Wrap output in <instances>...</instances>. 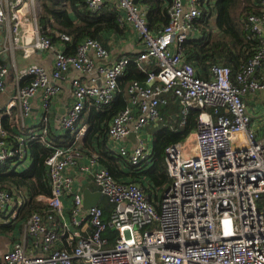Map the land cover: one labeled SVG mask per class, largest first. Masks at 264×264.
<instances>
[{
	"label": "built area",
	"instance_id": "obj_1",
	"mask_svg": "<svg viewBox=\"0 0 264 264\" xmlns=\"http://www.w3.org/2000/svg\"><path fill=\"white\" fill-rule=\"evenodd\" d=\"M255 1L264 9V0ZM208 2L170 0L168 23L153 32L145 9L135 0H87L93 11L116 7L120 22L138 34L141 44L135 61L143 65L146 79L129 85V103L114 115L107 132L115 144L109 151L122 158L129 172L151 167L154 151L145 139L132 148L125 140L162 120L160 105L168 95L180 101L181 124L190 112L198 114L187 144L183 140L166 148L173 179L167 189L148 192L145 180L118 181L100 165L97 154L81 166L112 203L106 217L99 204L84 207L83 191L75 188L70 169L79 164V143L89 129L79 126L85 107L103 108L114 101L131 58L120 54L111 60L112 51L94 38L82 40L68 54L43 35L40 0H0V166L28 170L33 163L30 141L44 142L50 149L46 167L51 187L49 195L37 197L43 208L29 215L25 191L0 188L1 223L24 226L22 238L0 254V264H264V114L255 116L248 102L256 93L264 98V82L255 75L264 61V46L235 80L222 64L211 66L210 78L201 77L185 61L182 44L196 34L195 20ZM247 21L264 42V10ZM39 50H55L50 70L31 61ZM72 70L78 73L71 78L72 102L59 128L75 140L53 144L51 103ZM8 82L13 91L3 101ZM39 93L42 113L30 125L31 99ZM5 117L14 129L4 126ZM65 197L71 199L68 211ZM108 229L113 237L106 234Z\"/></svg>",
	"mask_w": 264,
	"mask_h": 264
},
{
	"label": "trees",
	"instance_id": "obj_2",
	"mask_svg": "<svg viewBox=\"0 0 264 264\" xmlns=\"http://www.w3.org/2000/svg\"><path fill=\"white\" fill-rule=\"evenodd\" d=\"M170 0H141L146 12L149 28L153 32L160 31L169 21ZM39 24L43 35L50 37L56 45H63L68 54L76 52L78 45L86 38L98 39L105 48L110 50L109 35H123L128 27L119 20L120 12L116 7L104 5L101 10L93 11L87 0H40ZM207 8L200 18L195 20L196 34L182 44L183 57L191 63L197 73L208 79L210 68L222 64L231 69L233 80L236 74L248 65L251 59L263 48L264 42L260 34L253 31L247 18L251 14L260 15L263 8L255 0H209ZM61 34L71 37L64 41ZM131 64L127 72L119 78V92L114 101L103 108L88 104L83 115L88 111L89 129L84 137L85 147H93L94 138L100 145L99 163L106 167L118 181L145 180L147 191L167 189L173 179L168 173L165 159L169 145L185 140L198 125V114L190 112L186 123L181 124L180 101L168 95L166 104L160 105L162 120L149 126L153 128L154 159L147 170L133 169L129 173L122 168V158L108 151V128L116 113L129 103L128 87L133 81L144 82L146 73L143 65L135 61L136 53H127ZM256 77L264 82V61L255 70ZM222 114L224 107L218 108ZM16 115V111L13 112ZM82 115V117H83ZM7 129H14L9 117L3 118ZM75 137L69 132L61 136L51 134L53 144L70 145ZM84 148V147H83ZM29 149L33 155V163L26 171H8L0 166V188L23 190L28 195L25 215L41 210L43 203L37 199L41 194L49 195L51 187L46 167V158L50 149L46 143L32 140ZM99 205L107 217L112 203L104 197ZM7 226V225H6ZM10 228V226H8ZM12 227V226H11ZM107 235L113 237L114 231L108 229Z\"/></svg>",
	"mask_w": 264,
	"mask_h": 264
},
{
	"label": "crops",
	"instance_id": "obj_3",
	"mask_svg": "<svg viewBox=\"0 0 264 264\" xmlns=\"http://www.w3.org/2000/svg\"><path fill=\"white\" fill-rule=\"evenodd\" d=\"M170 3V1H169ZM138 4L142 7L143 3L141 0H139ZM110 39V50L112 51L113 56L111 57V60L116 57L117 55L120 54H127V53H136L140 48L141 44L139 42V37L138 34L131 28L127 29V31L123 34H110L109 35ZM3 43V30L2 27L0 26V46ZM61 48H64L63 45L60 46ZM55 59V50H39L37 53L32 57L31 61L36 62L39 64L44 65L46 68L49 70L53 67V62ZM78 75V73L74 70L71 71V74L68 78H66L62 82V90L60 94L55 97L51 103V128H52V135L54 134L55 136H61L65 133H63L62 129L59 128V120L61 116L65 113L66 107L72 102V95H71V78ZM13 91V87L10 82H8V87L5 93L1 96V100H5L8 98L9 95H11ZM253 95L248 97V102L249 105L250 103H254L253 106H250L251 112L257 116L258 118H261V116L264 113H259L256 111H259L261 108L264 109V100L258 101V98H252ZM258 97V96H256ZM31 102L33 104V113L30 114L29 118L27 119L28 124H33L39 121V116L42 113L41 109V104H42V97L41 93L37 94L31 99ZM260 105V107H259ZM63 111V112H62ZM88 111L83 115L79 126H87L89 128V123L87 122V116H88ZM88 129L84 132L83 138H81V141L79 143V146L81 148V157L79 158V164L72 169H70V173L74 176L75 178V188L81 189L82 191L84 188H89L92 192H97L99 191L97 186L95 185L92 177L87 174L82 172L81 166L89 164L90 163V156L95 155L99 153L100 150V145L98 142H96V138H94V145L93 147H85V141L84 137L86 136ZM153 128L152 126H147L146 128L140 130L136 135L131 138L130 136L125 140V144L129 147L132 148L134 147L139 139H145L149 143L151 147H153L154 143V135H153ZM115 145L114 143H111L109 139H107V146L109 149V146ZM84 147V148H83ZM109 151V150H108ZM101 165V164H100ZM97 167V166H96ZM122 168L125 172L129 173L128 167L123 163ZM129 177L130 174H129ZM128 176L126 177V180H129ZM104 197L101 198L99 201L102 202ZM64 203L66 206V211H68L70 204H71V199L69 197L64 198ZM112 210V208H111ZM110 210V212H111ZM109 212V213H110ZM24 235V226L22 224L10 226V228L0 221V254L11 248L14 241L21 239L22 236ZM30 243L34 242L31 238L29 239ZM58 247H62L63 243L57 242ZM39 253H43V251L38 248Z\"/></svg>",
	"mask_w": 264,
	"mask_h": 264
},
{
	"label": "water",
	"instance_id": "obj_4",
	"mask_svg": "<svg viewBox=\"0 0 264 264\" xmlns=\"http://www.w3.org/2000/svg\"><path fill=\"white\" fill-rule=\"evenodd\" d=\"M136 3L139 2V0H135ZM0 51H1V47H0ZM1 56L3 58H7V54L5 53H1ZM63 112V111H62ZM136 135L135 132H131V134L129 135L131 138H133ZM102 194L100 191L97 192H92L89 188H84L83 190V205L85 208H90L93 207L95 205L99 204V201L102 198Z\"/></svg>",
	"mask_w": 264,
	"mask_h": 264
},
{
	"label": "rangeland",
	"instance_id": "obj_5",
	"mask_svg": "<svg viewBox=\"0 0 264 264\" xmlns=\"http://www.w3.org/2000/svg\"><path fill=\"white\" fill-rule=\"evenodd\" d=\"M256 96H258V97H256ZM253 97H254V98H258V101H259V100H260V101L264 100L263 95H260L259 93L254 94ZM253 97H252V98H253ZM253 104H254V103H250L249 106H253ZM259 107H260V105H259ZM251 108H252V107H251ZM256 112L264 113V109L261 108L259 111H256ZM183 142H184V143H183L184 145L187 144V140H184ZM190 146H194V143H190ZM30 158H31V155H30ZM29 164H31V162H30Z\"/></svg>",
	"mask_w": 264,
	"mask_h": 264
}]
</instances>
